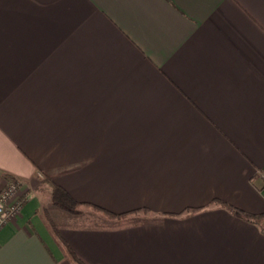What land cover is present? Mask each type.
I'll return each mask as SVG.
<instances>
[{
    "label": "crops",
    "instance_id": "crops-1",
    "mask_svg": "<svg viewBox=\"0 0 264 264\" xmlns=\"http://www.w3.org/2000/svg\"><path fill=\"white\" fill-rule=\"evenodd\" d=\"M9 178L0 264H264V0H0Z\"/></svg>",
    "mask_w": 264,
    "mask_h": 264
},
{
    "label": "trees",
    "instance_id": "trees-1",
    "mask_svg": "<svg viewBox=\"0 0 264 264\" xmlns=\"http://www.w3.org/2000/svg\"><path fill=\"white\" fill-rule=\"evenodd\" d=\"M9 179H15V178H9ZM49 194H50V197L53 199L55 205H57V207L64 208V209L68 210L69 212H79L77 209V206H79V205L92 207L93 209L105 214L106 216H108L110 218H120V217H123V216L129 214V212H132V211H127V212H123V213H113L112 211H109V210H107L103 207H100L98 205H95V204L86 203V202H78V201L74 200L68 194L67 191H65L63 188H61L60 186H57V185H51V190H50ZM215 202H218V201H215ZM221 204H225V203L221 202ZM143 210H146V209H143ZM238 214L241 217H245L247 219H252L254 222H256V221L258 222L264 218V213L253 215V214L245 213L243 211H239ZM69 252H70L71 256L73 257V259L78 264H89L84 259L79 257L76 253H74L73 251L69 250Z\"/></svg>",
    "mask_w": 264,
    "mask_h": 264
},
{
    "label": "built area",
    "instance_id": "built-area-1",
    "mask_svg": "<svg viewBox=\"0 0 264 264\" xmlns=\"http://www.w3.org/2000/svg\"><path fill=\"white\" fill-rule=\"evenodd\" d=\"M25 197L21 196V184L17 179H9L0 188V227L21 211Z\"/></svg>",
    "mask_w": 264,
    "mask_h": 264
},
{
    "label": "rangeland",
    "instance_id": "rangeland-1",
    "mask_svg": "<svg viewBox=\"0 0 264 264\" xmlns=\"http://www.w3.org/2000/svg\"><path fill=\"white\" fill-rule=\"evenodd\" d=\"M51 206V208L56 207V208H61V207H57V205H55L54 202H50L49 204ZM64 209V208H61ZM77 209L79 212H71L72 214H76V215H81V214H85L87 213L88 215H90V217L86 216L85 218H82L81 221L86 222V224H90L93 225L92 223H96V224H104L106 223V225L108 224H113V225H118V224H125L130 222V220L132 219V216H130L129 214L120 217V218H110L108 216H106L105 214L93 209L92 207L89 206H83V205H79L77 206ZM66 210V209H64ZM85 214V215H87ZM100 216L101 218H96ZM133 221V220H132ZM131 221V222H132ZM100 222V223H97ZM95 225V224H94Z\"/></svg>",
    "mask_w": 264,
    "mask_h": 264
}]
</instances>
